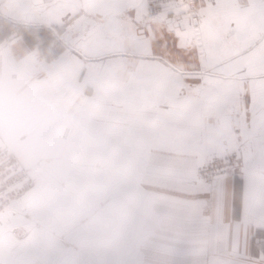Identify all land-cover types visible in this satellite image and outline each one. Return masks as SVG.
I'll use <instances>...</instances> for the list:
<instances>
[{
  "label": "crops",
  "instance_id": "crops-1",
  "mask_svg": "<svg viewBox=\"0 0 264 264\" xmlns=\"http://www.w3.org/2000/svg\"><path fill=\"white\" fill-rule=\"evenodd\" d=\"M196 5L0 0V144L34 179L0 264H264L262 6Z\"/></svg>",
  "mask_w": 264,
  "mask_h": 264
},
{
  "label": "built area",
  "instance_id": "built-area-1",
  "mask_svg": "<svg viewBox=\"0 0 264 264\" xmlns=\"http://www.w3.org/2000/svg\"><path fill=\"white\" fill-rule=\"evenodd\" d=\"M144 3L147 9L146 21L157 19L163 7L170 4H179L189 14H195L197 10L196 0H144ZM235 165L234 153L213 156L198 167L197 179L211 184L224 177ZM33 185L34 179L29 170L7 146L0 144V210L23 200Z\"/></svg>",
  "mask_w": 264,
  "mask_h": 264
},
{
  "label": "snow or ice",
  "instance_id": "snow-or-ice-1",
  "mask_svg": "<svg viewBox=\"0 0 264 264\" xmlns=\"http://www.w3.org/2000/svg\"><path fill=\"white\" fill-rule=\"evenodd\" d=\"M261 7V11L258 17H254L255 21V29L252 34V41L253 45H259V50L264 53V0H259ZM234 21L228 22V28L231 29L232 24ZM259 76H264V59L261 61L260 70L257 73ZM262 86H264V80L261 81Z\"/></svg>",
  "mask_w": 264,
  "mask_h": 264
}]
</instances>
